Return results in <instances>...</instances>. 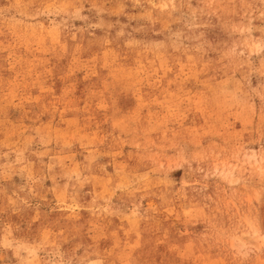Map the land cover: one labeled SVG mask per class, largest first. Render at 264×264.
<instances>
[{"label": "rangeland", "instance_id": "obj_1", "mask_svg": "<svg viewBox=\"0 0 264 264\" xmlns=\"http://www.w3.org/2000/svg\"><path fill=\"white\" fill-rule=\"evenodd\" d=\"M0 264H264V0H0Z\"/></svg>", "mask_w": 264, "mask_h": 264}]
</instances>
